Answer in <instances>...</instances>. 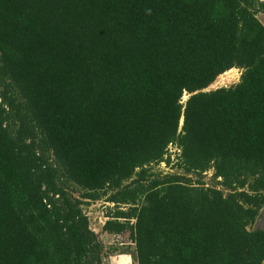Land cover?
<instances>
[{"label": "trees", "instance_id": "trees-1", "mask_svg": "<svg viewBox=\"0 0 264 264\" xmlns=\"http://www.w3.org/2000/svg\"><path fill=\"white\" fill-rule=\"evenodd\" d=\"M258 16L264 0H0V264H103L86 201L136 264H264Z\"/></svg>", "mask_w": 264, "mask_h": 264}, {"label": "rangeland", "instance_id": "rangeland-1", "mask_svg": "<svg viewBox=\"0 0 264 264\" xmlns=\"http://www.w3.org/2000/svg\"><path fill=\"white\" fill-rule=\"evenodd\" d=\"M260 21L264 25V16H258ZM227 73L218 77V79L208 88L207 91H212L220 88H228L237 84L240 80L241 73L238 70L233 69ZM189 96L185 95L183 101L185 102ZM170 153L172 155V160L176 159V148H171ZM173 165V164H172ZM171 166L166 164H161L153 168V172L156 174H170L175 173L176 169H173ZM204 182L208 185H214L212 179V173H208ZM85 206V213L88 216L90 228L94 231L100 238L104 246V255H103V264H136L135 262V252L134 245L130 242H124L121 237H114L102 232L104 223L106 222L105 217V207L106 204L104 201L99 202H88ZM252 230H264V222L261 224L254 225L251 227Z\"/></svg>", "mask_w": 264, "mask_h": 264}, {"label": "water", "instance_id": "water-1", "mask_svg": "<svg viewBox=\"0 0 264 264\" xmlns=\"http://www.w3.org/2000/svg\"><path fill=\"white\" fill-rule=\"evenodd\" d=\"M195 94H197V93H195ZM263 222H264V208L261 210L259 216L257 217L255 224L258 225V224H261Z\"/></svg>", "mask_w": 264, "mask_h": 264}, {"label": "bare ground", "instance_id": "bare-ground-1", "mask_svg": "<svg viewBox=\"0 0 264 264\" xmlns=\"http://www.w3.org/2000/svg\"><path fill=\"white\" fill-rule=\"evenodd\" d=\"M232 71V70H231ZM227 73H231L230 71L229 72H227ZM227 73H225V74H227Z\"/></svg>", "mask_w": 264, "mask_h": 264}]
</instances>
